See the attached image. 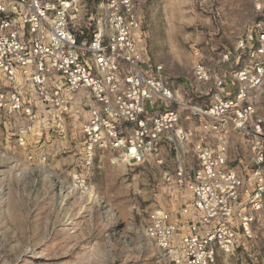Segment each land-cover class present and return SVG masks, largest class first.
<instances>
[{
	"label": "built area",
	"instance_id": "built-area-1",
	"mask_svg": "<svg viewBox=\"0 0 264 264\" xmlns=\"http://www.w3.org/2000/svg\"><path fill=\"white\" fill-rule=\"evenodd\" d=\"M143 1L91 0V12L83 0H0V114L25 145L38 124L87 111L88 169L100 151L126 166L159 168L167 164L164 151L173 152L177 167L165 180L190 199L181 218L158 210L145 235L174 264H217L220 253L234 254L254 239L264 210V116L256 103L264 85V26H253L235 60L225 56L215 75L198 59L197 92L212 93L214 101L192 110L199 125L188 130L177 80L154 67L143 47ZM235 135L252 148L246 175L230 164ZM76 181L86 185L80 176Z\"/></svg>",
	"mask_w": 264,
	"mask_h": 264
},
{
	"label": "rangeland",
	"instance_id": "rangeland-1",
	"mask_svg": "<svg viewBox=\"0 0 264 264\" xmlns=\"http://www.w3.org/2000/svg\"><path fill=\"white\" fill-rule=\"evenodd\" d=\"M83 1L93 12L91 0ZM259 6L264 8V0L142 2L143 47L154 67L163 66L177 80L188 130L199 125L192 110L208 109L214 101L212 93L197 92L198 59L214 75L225 56L234 61L241 39L253 26H264ZM88 25L94 29L97 21ZM256 103L264 116V85ZM88 115L79 108L56 124H38L21 145L15 125L0 114V264H174L145 228L160 209L179 218L190 199L185 188L165 180L166 171L176 170L175 154L166 149L167 164L159 168L126 166L100 151L88 169L83 163ZM251 156L249 140L235 135L231 167L246 175ZM77 176L86 180L84 187ZM254 231V239L243 240L234 254L220 253L217 264H264V210Z\"/></svg>",
	"mask_w": 264,
	"mask_h": 264
},
{
	"label": "crops",
	"instance_id": "crops-1",
	"mask_svg": "<svg viewBox=\"0 0 264 264\" xmlns=\"http://www.w3.org/2000/svg\"><path fill=\"white\" fill-rule=\"evenodd\" d=\"M179 218H181V216Z\"/></svg>",
	"mask_w": 264,
	"mask_h": 264
},
{
	"label": "bare ground",
	"instance_id": "bare-ground-1",
	"mask_svg": "<svg viewBox=\"0 0 264 264\" xmlns=\"http://www.w3.org/2000/svg\"><path fill=\"white\" fill-rule=\"evenodd\" d=\"M78 186V185H77ZM79 187V186H78Z\"/></svg>",
	"mask_w": 264,
	"mask_h": 264
}]
</instances>
